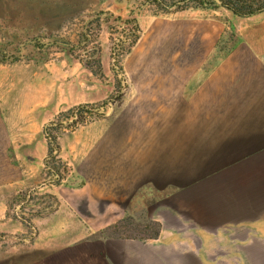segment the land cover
I'll return each instance as SVG.
<instances>
[{
    "label": "rangeland",
    "instance_id": "374dc122",
    "mask_svg": "<svg viewBox=\"0 0 264 264\" xmlns=\"http://www.w3.org/2000/svg\"><path fill=\"white\" fill-rule=\"evenodd\" d=\"M149 1L0 0V62L10 59L4 51L15 44L43 47L50 68L54 63L60 70L65 101L44 127L48 149L34 152L36 163L7 165L0 152V264H32L47 253V242H40L44 221L69 207L60 198L72 194L85 208L103 205L104 196L130 195L129 210L110 236L149 240L168 226L192 233L193 242H128V258L139 264H264V147L252 149L264 140V96L223 104L206 90L209 81L216 85L214 71H237L234 58L242 50L264 52V13L240 18L222 8L186 10L209 27L224 25L210 49L212 42L200 37L186 45L148 34L155 17L173 20L181 12L156 15ZM27 23L43 29L18 39L15 28ZM166 23L174 24H161L163 32ZM198 23L193 26L203 30ZM198 47H209L208 56L197 60L195 50L187 51ZM191 55L198 61L194 77L181 86ZM225 80L231 99L232 81L240 82L238 76ZM139 137H161L145 160L120 146L126 138L137 146ZM166 137L177 141L164 143ZM239 173L231 190L228 183ZM169 205L192 221L181 213L171 217ZM107 252L101 246V256Z\"/></svg>",
    "mask_w": 264,
    "mask_h": 264
},
{
    "label": "crops",
    "instance_id": "0c3cea01",
    "mask_svg": "<svg viewBox=\"0 0 264 264\" xmlns=\"http://www.w3.org/2000/svg\"><path fill=\"white\" fill-rule=\"evenodd\" d=\"M197 13L188 11L174 13L173 15L178 16V18L173 20L155 17L150 22L151 25L146 24L148 25L146 29L147 33L152 36H161L167 40L178 38L180 42H184L186 45L193 38L198 39L200 37L202 39H200V42L210 40L213 44L210 48L212 49L222 36L224 25L216 22L212 23L211 27H209V20L196 19ZM164 21L174 23L169 24L170 26L166 23L168 27L164 29L165 33L160 30L161 24L164 25L165 23ZM199 21L204 27L203 30H199L193 26V23H198ZM15 29L19 34L17 38L20 39L22 36L28 38V34H31L33 30L39 32L43 28L37 30L34 28V24L28 25L27 23L24 25V28L21 29L19 27ZM162 33L165 36H162ZM210 49L209 47L208 49L198 47L187 51L193 53L195 50V57L199 60L198 56L202 57L206 55L207 57ZM4 53H7L11 57L8 61L0 62V152L4 154L3 156L7 165L21 166V161L23 160L36 163L39 160V155L34 152L48 149V143L44 137L45 125L49 122V119L56 117L65 108L63 85L60 88L58 87L59 82L64 84V81L62 78H59L61 73L56 64L51 63L53 68H50V61L46 57L47 52L43 47L32 46L30 44L25 46L15 44V46H11ZM192 55L186 61L187 63L183 65L182 71H185V77L183 76L185 84L182 85L179 82L181 86H188L190 80L194 77L192 71L196 65L193 63L195 58ZM235 59L238 60L237 71L231 76H229L230 74L226 75L225 69L214 71L211 81L216 79L217 82L214 83L216 85H213L209 81L206 90L213 92V94L217 93V103H251L258 101L260 98L256 99L254 97L257 95L259 97L264 96L263 50L246 48ZM197 60L196 63L198 62ZM251 60L255 62L252 63ZM237 76L240 84L237 85L232 81V85L237 91L233 89L232 98H226L225 96L229 95L230 88L226 89L229 86H226L225 79H229L230 77L231 80H235ZM176 80L178 81V79ZM172 87L174 88L175 85H171ZM155 92L156 90L151 93L155 94ZM149 100L156 102L161 99L148 98ZM207 117L209 118L208 114ZM139 138L136 139L137 146H134L133 139L131 138L124 139L120 146L121 148L123 146L126 147L127 152L128 150H137L136 152L133 151L137 159L145 160L154 151V147L151 148L150 145L155 143V141H160L161 137ZM176 139L166 137L162 141L170 144L176 142ZM260 142L261 144L255 142L252 149L258 150V147L259 149L263 148L264 140ZM142 143H146L147 146H141ZM10 152H12L11 155ZM254 172L256 173L257 171ZM254 172L253 175L256 176ZM237 177L238 180L235 181L233 178L228 183L231 190L234 189L232 184L241 181V178H239L240 173L239 176L236 175ZM89 187L87 182L81 188V191L85 193ZM96 189L98 190V188ZM74 195L72 194L69 197L63 195L60 198L61 202H69L70 206H60L55 212L56 218H48L44 221L43 225L47 231L45 236H42L40 242H47V253L42 254L41 257H37L32 264H139V259L128 258L126 250L128 242H193L192 233L180 234L175 231L174 227L169 226L164 227L157 238L149 240L110 236L108 232H111V227L122 221L124 214L129 210V208L127 210V203L129 202L130 195L126 194L125 198L123 196L120 198L104 196V199L108 197L110 202L108 200L103 205L93 206V208L89 206L85 208L81 205L76 206V196ZM95 197L102 199V196L95 195ZM203 197L201 196V198ZM204 201L206 200L204 199ZM205 205L207 209L217 210L216 207H210V204L207 202ZM169 208L167 211L171 217L176 218L180 213L183 216L185 215L176 206L169 205ZM82 216L85 217L82 218ZM184 217L188 221H192L190 217ZM74 223H77L78 226L74 227ZM103 245L108 250L104 257L101 256V246Z\"/></svg>",
    "mask_w": 264,
    "mask_h": 264
},
{
    "label": "trees",
    "instance_id": "16d2710c",
    "mask_svg": "<svg viewBox=\"0 0 264 264\" xmlns=\"http://www.w3.org/2000/svg\"><path fill=\"white\" fill-rule=\"evenodd\" d=\"M156 15L202 9H225L234 16L248 18L264 13V0H150ZM138 37L134 39V43Z\"/></svg>",
    "mask_w": 264,
    "mask_h": 264
}]
</instances>
